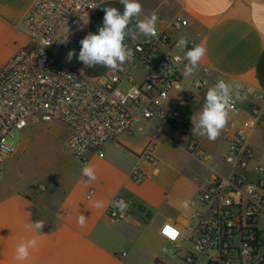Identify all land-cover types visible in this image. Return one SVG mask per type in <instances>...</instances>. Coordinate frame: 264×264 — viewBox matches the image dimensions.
<instances>
[{"label":"crops","instance_id":"obj_1","mask_svg":"<svg viewBox=\"0 0 264 264\" xmlns=\"http://www.w3.org/2000/svg\"><path fill=\"white\" fill-rule=\"evenodd\" d=\"M33 1L0 0V34L6 25H21ZM139 2L143 8L139 19L152 14L161 17L157 26L167 31L172 52H180L176 44L181 36L207 49L195 75L209 82L225 76L234 87L251 89L252 96L239 94L238 111L229 115L226 126L246 130L252 165H264L257 160L264 149L260 128L249 124L252 107H258L264 116V0ZM109 6L123 11L120 0H102L81 26L85 35L98 33L103 26V9ZM177 17L186 21L185 29L171 27ZM25 39L24 28L12 39L14 47L3 65ZM132 40L128 37L125 43ZM79 51L75 50L77 57ZM81 70L89 78H97L109 69L98 65ZM183 72L184 67L180 69L181 90L171 91L164 106L183 100L179 127L157 135L160 124L150 120L107 142L102 158L92 155L86 162L97 176L89 184L81 175L85 163L75 159L65 146L69 132L64 124H30L19 131L16 145L10 144L14 152L3 163L0 182V264H152L166 257L163 249L168 243L160 235L162 225L175 224L183 234L194 224L193 215L206 214L197 202L199 188L207 185L213 172H230L223 162L228 147L223 132L210 141L192 131V120L198 117L211 86L193 89L190 83L195 75L185 78ZM133 76L140 78L138 72ZM149 142L153 144L151 160L142 155ZM191 144L211 155L212 161L204 162L191 151ZM134 170L143 175L139 182L131 180ZM115 197L127 203L119 221L110 220L106 213ZM97 202L102 207H95ZM81 214L86 217L83 227L78 223ZM37 220L45 221L40 234L28 227ZM34 236L39 241L37 249L30 250L27 260H16L17 245Z\"/></svg>","mask_w":264,"mask_h":264},{"label":"built area","instance_id":"obj_2","mask_svg":"<svg viewBox=\"0 0 264 264\" xmlns=\"http://www.w3.org/2000/svg\"><path fill=\"white\" fill-rule=\"evenodd\" d=\"M101 1L34 0L24 14L25 42L0 68V182L3 163L14 152L8 139L13 131L30 124H64L69 132L65 146L82 163L92 155L102 158L107 142L150 120L160 124L157 135L179 127L183 100L164 106L171 91L181 90L180 69L187 60L183 52L171 51L167 31L157 25L155 35H139L127 44L134 51L130 61L97 78L85 75L82 62L62 57L64 51L80 49L79 41L86 36L81 26ZM155 15L160 21L159 14ZM171 27L183 30L186 21L177 17ZM65 36L67 44L61 43ZM194 45L188 42L189 48ZM134 72L140 74L139 79ZM219 80L229 83L225 76L209 82L197 74L190 86L205 89ZM239 94L253 95L250 88L235 86L229 115L238 111ZM249 124L259 126L264 139V116L256 106L250 109ZM222 132L228 144L223 162L230 172H213L207 185L199 188L197 202L206 214L193 215L194 224L183 234L175 224L162 225L160 235L168 243L163 249L166 258L152 264H264V165H252L245 129L231 124ZM152 147L149 142L142 152L147 160H151ZM191 151L206 163L212 161L211 155L193 144ZM130 177L139 182L143 175L134 170ZM115 201L125 202L115 197L106 213L110 220L119 221L126 209L116 208Z\"/></svg>","mask_w":264,"mask_h":264},{"label":"clouds","instance_id":"obj_3","mask_svg":"<svg viewBox=\"0 0 264 264\" xmlns=\"http://www.w3.org/2000/svg\"><path fill=\"white\" fill-rule=\"evenodd\" d=\"M120 2L123 4L122 12L115 7H104L103 26L99 28L98 33L89 32L79 41L81 47L77 58L85 67L94 68L99 65L113 71L119 70L134 55V51L125 43L126 38L136 39L138 34L144 36L156 34L158 17L155 14L139 19L143 12L139 0H120ZM61 43H68L67 36ZM176 48L184 53V59L187 60L184 65V77L195 75L207 49L199 44L189 48L185 36L180 37ZM74 56H76L74 49L68 51L67 61L70 62ZM233 91L234 85L224 80H219L209 87L198 117L192 120V131L199 136L207 137L210 141H215L228 122L234 103ZM81 175L87 178L85 184L97 179L94 167L87 163L82 166ZM114 206L121 211L127 208V204L123 201H115ZM95 207H102V204L97 202ZM85 220L86 217L81 214L78 220L81 227L84 226ZM44 224L45 221L37 220L29 223L28 227L40 234ZM38 242V238L34 236L18 244L15 249V259L27 260L30 250L37 249Z\"/></svg>","mask_w":264,"mask_h":264},{"label":"rangeland","instance_id":"obj_4","mask_svg":"<svg viewBox=\"0 0 264 264\" xmlns=\"http://www.w3.org/2000/svg\"><path fill=\"white\" fill-rule=\"evenodd\" d=\"M7 20L11 21V18H7ZM21 32H24V27L21 25H18L17 28H12L9 25L5 26V29L0 34V68L3 65V60L5 59L6 55L13 49L14 47V41L12 39L14 36H19ZM68 51H64L61 55L63 58L66 59ZM67 60V59H66ZM77 56H74L71 62L77 63L78 61ZM12 139H8V143L11 145H16L17 140L19 138V132L13 131L12 132ZM259 163L264 164V149L260 153V156L257 158ZM166 258V257H165Z\"/></svg>","mask_w":264,"mask_h":264},{"label":"snow or ice","instance_id":"obj_5","mask_svg":"<svg viewBox=\"0 0 264 264\" xmlns=\"http://www.w3.org/2000/svg\"><path fill=\"white\" fill-rule=\"evenodd\" d=\"M166 231H170V230H167V229H166ZM173 235H174V234H173Z\"/></svg>","mask_w":264,"mask_h":264}]
</instances>
